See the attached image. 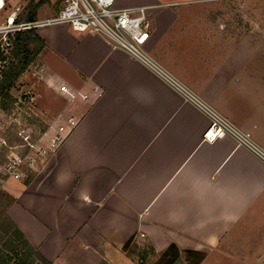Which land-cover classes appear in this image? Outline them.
<instances>
[{
    "label": "crops",
    "instance_id": "1",
    "mask_svg": "<svg viewBox=\"0 0 264 264\" xmlns=\"http://www.w3.org/2000/svg\"><path fill=\"white\" fill-rule=\"evenodd\" d=\"M190 2L122 8L152 10L150 57L249 144L206 140L211 118L103 37L69 25L37 30L39 71L11 95H29L24 109L47 126L44 146L70 119L78 127L24 180L5 172L11 153H27L21 143L0 159V219L50 264H142V251L144 264H264V123L242 108L260 103L264 77L230 57L202 14L184 8ZM40 10L37 20L53 17ZM0 118L10 119L1 107Z\"/></svg>",
    "mask_w": 264,
    "mask_h": 264
},
{
    "label": "built area",
    "instance_id": "2",
    "mask_svg": "<svg viewBox=\"0 0 264 264\" xmlns=\"http://www.w3.org/2000/svg\"><path fill=\"white\" fill-rule=\"evenodd\" d=\"M115 3L116 0H65L61 11L51 18L19 23L18 17L22 9L20 7L15 8L5 18H1L2 13L8 9V5L6 0H0V80L6 66L11 61L13 43L18 33L37 31L40 28L54 25H69L74 32L80 34L92 33L103 37L111 44L114 50L124 51L135 60L154 70L182 93L187 100L206 113L212 121L205 135L206 140L215 141L230 134L235 136L241 144H249L248 136L243 135L228 120L189 92L150 57L144 48L150 40L148 8L118 9L114 8ZM97 91L98 88H95V92ZM98 97H102L101 92ZM83 98L86 100L88 97L84 96ZM29 101V95H24L17 100V107L25 106ZM16 109L21 113L19 107ZM77 127L78 121L70 119L68 126H60L48 138V144L45 146L41 142L43 137L46 136V132L41 133L33 140L31 131H27L26 134L21 131L19 133L22 142L21 148L26 149L27 153L24 156L11 153L5 165L6 175L14 180L26 179L28 173L35 170L38 164L43 163L51 154L61 148ZM211 132L215 134L212 139L208 137ZM1 145H6V143L1 141Z\"/></svg>",
    "mask_w": 264,
    "mask_h": 264
},
{
    "label": "rangeland",
    "instance_id": "3",
    "mask_svg": "<svg viewBox=\"0 0 264 264\" xmlns=\"http://www.w3.org/2000/svg\"><path fill=\"white\" fill-rule=\"evenodd\" d=\"M139 1L141 0H116L114 8L122 9V7L127 4L139 3ZM164 1L166 0H162V2ZM179 1H192L190 3L183 4V6H185L184 8L191 7L194 11L202 14L203 20L201 21L207 22L209 26L215 28L217 32L215 34L216 39L219 37L221 38V41H224L226 44L231 46L232 52L230 57L238 58V55L241 54V59H246L248 63L250 62L249 64L256 65V67L248 68L251 70L252 74L259 76L262 75V77H264V0ZM28 2L29 0H8V9L6 10V13L8 14V11H12L18 7H21L23 10ZM63 4L64 3L58 4V0H45L44 4L40 8L41 17L55 16L59 13L58 8ZM151 11L152 10L147 11V15ZM6 13L2 14L1 18L5 17ZM238 46H241V51H233V49L238 48ZM144 48L148 52V43ZM27 71L31 72V74L39 71L38 58ZM16 85L17 88H15L17 91H21L20 88L23 87V85ZM246 86V93L251 92L250 85L247 84ZM261 92L264 95V88ZM261 97L262 98L258 100L260 103L251 104L252 102L250 103L245 101L242 103V108L247 112V114L256 111L257 116L261 119V121H263L262 123H264V97ZM16 103L17 100L7 111L10 117L9 120L8 118H0V145L1 141L6 143V145H1L0 159H5L6 155L10 153L11 148L15 147V145H19L20 143L22 144L21 138L19 137V133L21 131L24 132L23 134H26L27 131H31L32 139L35 140V138H37L41 133H45L47 130L46 125L38 122L33 115L29 116L27 114L29 112L24 109V106H18L21 109V113H19L16 109L18 108ZM21 119L23 121H20ZM13 120H16V123H14L15 121L13 122ZM6 122L8 123L6 124ZM4 127H8L5 132ZM141 250L142 249H140V251ZM138 252V250H135L134 253ZM162 262L159 263L166 264L168 260H165V262L162 260Z\"/></svg>",
    "mask_w": 264,
    "mask_h": 264
},
{
    "label": "trees",
    "instance_id": "4",
    "mask_svg": "<svg viewBox=\"0 0 264 264\" xmlns=\"http://www.w3.org/2000/svg\"><path fill=\"white\" fill-rule=\"evenodd\" d=\"M45 0H29L19 14V23L34 22L38 17V10ZM65 0H58L64 3ZM63 5L58 8L61 11ZM45 47V42L39 37L36 30L21 32L16 35L13 43L12 58L6 66L0 80V107L8 111L16 100L11 91L16 87L20 77L36 61ZM45 131V130H43ZM129 247V245H128ZM148 253L142 251L139 258L144 264ZM0 264H50L42 258L28 243L24 235L13 222L5 216L0 219Z\"/></svg>",
    "mask_w": 264,
    "mask_h": 264
},
{
    "label": "bare ground",
    "instance_id": "5",
    "mask_svg": "<svg viewBox=\"0 0 264 264\" xmlns=\"http://www.w3.org/2000/svg\"><path fill=\"white\" fill-rule=\"evenodd\" d=\"M208 137H209L210 139L214 138V137H215L214 132H211V133L208 135Z\"/></svg>",
    "mask_w": 264,
    "mask_h": 264
}]
</instances>
